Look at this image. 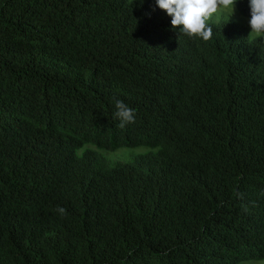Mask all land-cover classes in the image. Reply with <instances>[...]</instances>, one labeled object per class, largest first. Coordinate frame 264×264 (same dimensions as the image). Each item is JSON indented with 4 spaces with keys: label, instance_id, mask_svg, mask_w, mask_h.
Masks as SVG:
<instances>
[{
    "label": "trees",
    "instance_id": "1",
    "mask_svg": "<svg viewBox=\"0 0 264 264\" xmlns=\"http://www.w3.org/2000/svg\"><path fill=\"white\" fill-rule=\"evenodd\" d=\"M209 24L203 42L155 0H0V264L264 261V39Z\"/></svg>",
    "mask_w": 264,
    "mask_h": 264
},
{
    "label": "clouds",
    "instance_id": "2",
    "mask_svg": "<svg viewBox=\"0 0 264 264\" xmlns=\"http://www.w3.org/2000/svg\"><path fill=\"white\" fill-rule=\"evenodd\" d=\"M156 6L171 17V26L179 28V34L190 39L208 42L213 37V29L209 21L227 14L228 20L235 13L237 0H155ZM251 29L249 36L264 39V0H248ZM115 107L114 118L119 121L118 127L124 129L128 124L135 123L136 113L133 108L122 100L113 98ZM264 195V193H261ZM245 210H247L245 208ZM61 215L67 210L58 207Z\"/></svg>",
    "mask_w": 264,
    "mask_h": 264
},
{
    "label": "rangeland",
    "instance_id": "3",
    "mask_svg": "<svg viewBox=\"0 0 264 264\" xmlns=\"http://www.w3.org/2000/svg\"><path fill=\"white\" fill-rule=\"evenodd\" d=\"M228 20V16L227 14L220 16L219 18L214 17L212 20H210L209 22H213V23H217L219 21H227ZM230 22H234V23H238L241 24L245 27L248 28V31L250 33L251 29L248 25V21L242 19L239 16L238 10L235 7V13L234 15L230 18L229 20ZM252 37V36H251ZM254 38V37H252ZM84 149H90L93 151H97L98 153H100L101 155H103L104 157H106L108 160L112 161V162H119V163H127L130 161L131 157L134 155H139V154H144L146 152H148L147 149L145 148H137V149H132V150H118L114 153H107L104 151H99L96 150V148H94L93 146H87ZM81 154V151L79 152V155ZM244 264H264V261H249V262H245Z\"/></svg>",
    "mask_w": 264,
    "mask_h": 264
}]
</instances>
